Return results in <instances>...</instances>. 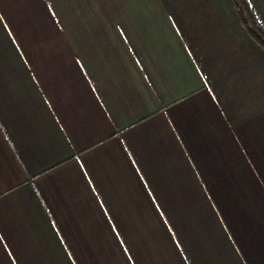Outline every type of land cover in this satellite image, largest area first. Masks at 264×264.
Masks as SVG:
<instances>
[{"label":"crops","instance_id":"obj_1","mask_svg":"<svg viewBox=\"0 0 264 264\" xmlns=\"http://www.w3.org/2000/svg\"><path fill=\"white\" fill-rule=\"evenodd\" d=\"M0 264H264L235 0H0Z\"/></svg>","mask_w":264,"mask_h":264},{"label":"trees","instance_id":"obj_2","mask_svg":"<svg viewBox=\"0 0 264 264\" xmlns=\"http://www.w3.org/2000/svg\"><path fill=\"white\" fill-rule=\"evenodd\" d=\"M241 17L249 32L264 46V25L249 0H235Z\"/></svg>","mask_w":264,"mask_h":264}]
</instances>
